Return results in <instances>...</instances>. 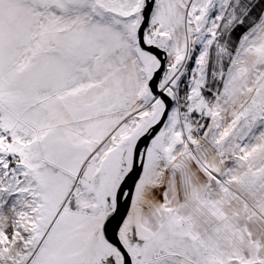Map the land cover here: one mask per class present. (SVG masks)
Returning <instances> with one entry per match:
<instances>
[{
	"label": "snow or ice",
	"instance_id": "6c2138e0",
	"mask_svg": "<svg viewBox=\"0 0 264 264\" xmlns=\"http://www.w3.org/2000/svg\"><path fill=\"white\" fill-rule=\"evenodd\" d=\"M0 264H264V0H0Z\"/></svg>",
	"mask_w": 264,
	"mask_h": 264
}]
</instances>
